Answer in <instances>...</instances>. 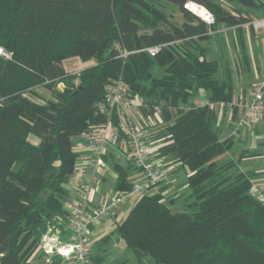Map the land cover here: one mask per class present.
I'll return each mask as SVG.
<instances>
[{"label":"trees","instance_id":"obj_1","mask_svg":"<svg viewBox=\"0 0 264 264\" xmlns=\"http://www.w3.org/2000/svg\"><path fill=\"white\" fill-rule=\"evenodd\" d=\"M253 16L264 17V0H0V264H30L51 226L67 232L63 185L79 162L72 140L107 124L99 107L113 80L146 112L161 108L158 156L179 163L188 192L177 208L165 195L168 175L151 187L95 242L93 264H129L106 262L114 237L137 264H264V201L249 194L255 175L218 160L233 140L219 139L215 104L231 99L233 85L228 61L210 57L221 27L243 50ZM73 57L94 63L67 72ZM199 91L204 105L192 102ZM132 185L119 170L116 191Z\"/></svg>","mask_w":264,"mask_h":264},{"label":"built area","instance_id":"obj_2","mask_svg":"<svg viewBox=\"0 0 264 264\" xmlns=\"http://www.w3.org/2000/svg\"><path fill=\"white\" fill-rule=\"evenodd\" d=\"M191 4L200 6L188 2L185 7L190 11ZM204 11L207 18L196 15L206 23L213 24L214 19L211 13L205 8ZM247 24L255 32L264 33V17L252 18ZM159 49L160 47L155 46L147 48L146 51L154 56ZM0 55H6L1 48ZM126 55L123 53V56ZM219 105L230 110L232 117L235 118V130L243 126L257 125L264 120V80L255 84L251 95L236 96L231 101L221 102ZM142 107V100L137 95L131 94L122 81L113 80L106 86L104 102L99 108L100 112L108 114V122L104 127L82 135L90 154L78 162L73 172L79 184L77 198L68 211L66 219L69 239L66 243H61L59 238L61 232L51 226L43 236L40 245L44 264L49 262L54 249V253L60 259L58 264H93L91 235L98 221L114 213L130 197L134 196L138 200L144 193H149L151 187L162 184L167 178L169 170L152 159L153 151L147 138L149 131L161 122V108L155 106L152 115L142 123L139 119ZM105 143L122 144L131 164L140 171L142 181L133 183L131 189L127 191L115 190L109 202L94 206L90 201L91 179L86 180L85 175L88 171L95 173L103 164L102 147ZM249 194L259 201H264V186L253 184Z\"/></svg>","mask_w":264,"mask_h":264},{"label":"crops","instance_id":"obj_3","mask_svg":"<svg viewBox=\"0 0 264 264\" xmlns=\"http://www.w3.org/2000/svg\"><path fill=\"white\" fill-rule=\"evenodd\" d=\"M258 34L259 33L254 35L252 33V36L247 38L244 36L245 47L243 50H236L238 55L235 58V64H229V60L226 59L229 64V73L230 80L233 85V93L231 99L228 101H221L222 103H227L236 96L251 95L255 89V84L264 80V53L260 48L261 43L258 38ZM220 58L221 55L216 60L221 62ZM65 70L70 72L67 69ZM76 71H79V69L74 70V72ZM220 73V76L225 77L226 71H223L222 69ZM196 97L197 99L194 100ZM192 102L197 105L206 104L207 94L204 91L197 92V94L192 98ZM221 102L215 104L218 113L219 139L225 140L227 138H231L233 140V146L228 153L220 156L218 160H232L233 162H236L240 172L254 174L255 178L253 179V183L262 184L264 186V120L253 127L243 126L235 130V118L232 117L229 109L219 105ZM169 114L173 117L174 112L172 109H169ZM151 115L152 113L146 112V117L144 118L142 113H140L139 118L142 120V123H144V121H147ZM162 120L161 116V122L158 123L159 125L162 124ZM152 129L149 131L147 136L150 147L153 151L152 159L155 163L163 165L169 170L168 179L164 183L168 185L165 195H169L171 193H176L177 196L187 194L188 189L184 184L186 173L179 167V163H172L171 160L162 162L159 159L158 148L161 145V138L155 136V131H152ZM34 142L36 143L37 141L35 140ZM72 143L75 151L79 154L78 161L88 157L90 151L86 145L84 137H76L72 140ZM102 150L103 164L96 170L95 173L88 171L85 175L86 180L91 179L90 201L94 206L104 205L109 202L111 196L116 190L119 170L125 173L128 182L130 183L142 181L140 171L135 169L131 164L129 156L124 151L121 143L117 145L105 143ZM78 184L79 181L72 174L63 185L67 192V195L63 200V208L67 212L71 209L77 198ZM172 198H174V196ZM136 201V197L132 196L126 203L119 206L114 213L106 216L113 218L116 224H118L123 220ZM176 201L177 199L175 202ZM95 227L92 229L91 235V241L93 242L92 247L96 241L105 236L103 235L96 240H92L96 235ZM66 231L68 232L67 227ZM68 234L69 233L61 232V243H66L68 241ZM30 264H44L43 254L40 252V246L32 255Z\"/></svg>","mask_w":264,"mask_h":264},{"label":"rangeland","instance_id":"obj_4","mask_svg":"<svg viewBox=\"0 0 264 264\" xmlns=\"http://www.w3.org/2000/svg\"><path fill=\"white\" fill-rule=\"evenodd\" d=\"M258 1V0H257ZM252 18H263V17H252ZM247 24V23H246ZM246 38L247 37H251L252 33L254 35H256L259 32H255L254 30L251 29V27L249 26V24H247V26L242 27ZM219 33L217 37H214L212 42H211V53H210V57L212 59H218L219 56L221 55V63L224 62V60L228 59L229 60V64H235V58L238 55L237 54V49H241L240 48V44L237 41V34L235 32H233L232 30H228L226 27H221L219 29ZM264 34L263 32H260L258 35V38L260 40V48L264 53ZM94 63V59H91L89 61H82L77 57H73V58H68L65 59L63 62V67L67 70H69L70 72H74V70H80L83 68H86L90 65H92ZM239 63V62H238ZM242 66V65H240ZM40 93H44L43 90H39ZM196 98H194V100H196ZM140 112L142 113V115L145 116V109L144 107L141 108ZM140 119V118H139ZM141 121V119H140ZM163 184V183H162ZM162 184H160L158 187H161ZM184 195H180L177 196L176 193H171L169 195L166 194V196H170L171 198L174 196V200L177 199V201L175 202L177 208H181V204H182V200L184 199ZM115 220L109 216H104L102 217V219L98 222V224L96 225L95 229H96V235L92 240H96L98 238H100L103 235H106L108 233H110L114 227H115ZM61 232V231H60ZM68 233V232H66ZM69 236V234H68ZM60 238V237H59ZM42 242V240H41ZM92 242V241H91ZM42 244V243H41ZM40 244V245H41ZM93 244V242H92ZM124 243L122 240H117L116 237H114L112 244H110L109 249H108V255L106 257V262L107 263H111L113 261H117V260H128L129 264H137V261L134 259L132 253L130 251H128L127 249H124ZM55 251V249H54ZM53 251L52 255H56Z\"/></svg>","mask_w":264,"mask_h":264},{"label":"bare ground","instance_id":"obj_5","mask_svg":"<svg viewBox=\"0 0 264 264\" xmlns=\"http://www.w3.org/2000/svg\"><path fill=\"white\" fill-rule=\"evenodd\" d=\"M191 7V11L195 14H197L198 16L202 17V18H207L206 16V12L204 11V8L201 6H194L193 4L190 5Z\"/></svg>","mask_w":264,"mask_h":264}]
</instances>
